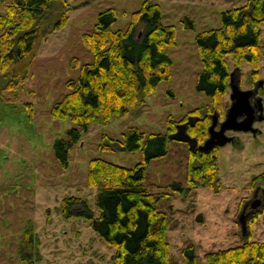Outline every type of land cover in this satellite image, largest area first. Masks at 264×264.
Here are the masks:
<instances>
[{
	"label": "rangeland",
	"instance_id": "obj_1",
	"mask_svg": "<svg viewBox=\"0 0 264 264\" xmlns=\"http://www.w3.org/2000/svg\"><path fill=\"white\" fill-rule=\"evenodd\" d=\"M248 1L148 0L159 4L164 24L177 26V44L168 49L173 61L171 78L161 82L155 93L126 116L107 125L90 124L71 148L68 164L62 165L55 157L54 143L59 138L68 139L69 129L78 126L68 118H53L51 109L69 91L67 80L77 78L81 65L92 60L83 34L94 30L98 14L108 8L118 12L112 28L125 29L132 13L144 3L68 0L71 8L66 24L37 43V53L29 66L32 74L25 83L31 91L22 92L19 101L0 100V264H23V255H35V248L21 245L23 229L29 223L39 240L35 264H115V248L99 237L88 219L63 216L62 200L68 196L82 197L98 215L97 190L87 183L90 159L102 157L133 167L143 157L140 150L130 152L121 145L127 128L137 126L147 133H167L169 120L179 121L195 108L211 104L210 97L196 89L202 70L196 33L221 26L224 10ZM6 3L7 0H0V12L5 11ZM186 15L194 20L195 29L182 25ZM54 19L52 12L48 24ZM229 63L231 72L236 70L235 78L240 77L241 88H253L257 82L258 94L264 98V57L260 60L258 79L253 83L250 64L236 66L231 56ZM230 91L229 87L223 97L224 111L231 104ZM25 102L32 103L30 113ZM254 126L258 128L256 134L236 131L232 142L218 146L220 182L212 188L200 184L189 189L187 185L189 141L170 139L168 153L146 165L145 183L149 191L170 196L160 199L157 206L169 216L167 236L176 262L185 261L182 250L188 245H194L197 260L203 262L205 253L238 245L250 231L252 239L264 241V214L251 226L247 224L245 231L241 224L243 216L248 221L260 209L258 205L251 212V201L259 198L263 203L264 199L261 187L252 186L253 178L264 172V119ZM105 144L111 150L102 148ZM179 184L184 186L182 192L172 189Z\"/></svg>",
	"mask_w": 264,
	"mask_h": 264
},
{
	"label": "trees",
	"instance_id": "obj_2",
	"mask_svg": "<svg viewBox=\"0 0 264 264\" xmlns=\"http://www.w3.org/2000/svg\"><path fill=\"white\" fill-rule=\"evenodd\" d=\"M70 8L68 0H7L5 11L0 12L1 101H19L22 92L31 91L25 83L32 74L29 66L37 53V43L66 24ZM52 12L55 19L48 24ZM117 16L115 8L101 11L94 30L83 34L92 60L81 65L77 78L67 80L69 91L51 109L53 118H68L78 126L69 129L68 139L59 138L54 143L55 157L62 165L68 164L71 148L90 124L107 125L126 116L172 76L173 61L168 49L177 44V26L163 23L159 4L144 0L125 29L112 28ZM263 23L264 0H249L224 10L221 26L197 32L195 41L202 70L196 89L210 97L211 104L195 108L179 121L169 120L167 133H147L137 126L127 128L121 145L130 152L140 150L143 157L133 167L102 157L90 159L87 183L97 190L98 215L82 197L68 196L62 200L63 216L88 219L99 237L115 248V264H264V241L252 239L251 231L238 245L205 253L203 262L197 260L194 245H188L182 250L185 261L176 262L167 236L169 216L157 206L160 199L170 196L151 193L145 183L146 165L168 153L169 135L176 132L178 124L187 123L188 134L200 145L209 136L212 114L217 112L220 119L225 117L223 97L230 87V56L236 66L243 62L251 65V83L258 79L260 60L264 57ZM182 25L196 28L188 15ZM46 28L49 29L45 34ZM24 104L30 113L32 103ZM102 148L111 150L108 144ZM188 157L189 189L200 184L212 188L220 182L218 147L210 151L189 148ZM252 186H260L264 194V172L253 178ZM172 189L182 192L184 186L179 184ZM259 208L250 215V226L264 214V199ZM21 245L35 248L34 253L38 254L39 240L31 223L23 229ZM35 255H23V264H35Z\"/></svg>",
	"mask_w": 264,
	"mask_h": 264
},
{
	"label": "water",
	"instance_id": "obj_3",
	"mask_svg": "<svg viewBox=\"0 0 264 264\" xmlns=\"http://www.w3.org/2000/svg\"><path fill=\"white\" fill-rule=\"evenodd\" d=\"M235 71L230 74V99L231 104L226 110L223 120H220L219 114H212V122L208 128L209 136L202 143L198 144L196 138L190 136L187 132V123L178 124L176 132L169 135V139L178 141H189L190 149H200L202 151H210L214 147L224 146L233 141V136L227 134V131H244L256 134L258 128L254 126L256 121L264 119L263 98L257 95L260 84L255 83L253 88L242 89L240 85V77L235 78ZM262 204V200L257 198L252 202L255 209ZM245 216L241 218V224L245 231L247 221Z\"/></svg>",
	"mask_w": 264,
	"mask_h": 264
},
{
	"label": "flooded vegetation",
	"instance_id": "obj_4",
	"mask_svg": "<svg viewBox=\"0 0 264 264\" xmlns=\"http://www.w3.org/2000/svg\"><path fill=\"white\" fill-rule=\"evenodd\" d=\"M259 89H260V87H259ZM258 92H259V90H258ZM257 95H259V94L257 93ZM262 98H263V97H262ZM263 99H264V98H263ZM263 101H264V100H263ZM190 119H191L192 122L195 121V118H190ZM223 119H224V118H223ZM223 119H220V120H223ZM256 122H258V121H256ZM256 122H255V123H256ZM235 132H236V131H227V134L230 135V136H235V137H236ZM235 142H236V141H235ZM257 196H258V192H255V193H254V197H257ZM252 202H253V201H251V206H250V207H251V212L253 211Z\"/></svg>",
	"mask_w": 264,
	"mask_h": 264
}]
</instances>
